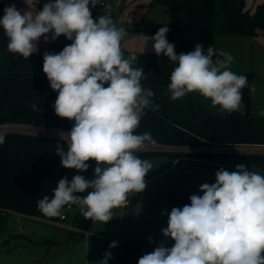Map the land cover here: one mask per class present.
I'll use <instances>...</instances> for the list:
<instances>
[{"label":"clouds","instance_id":"clouds-1","mask_svg":"<svg viewBox=\"0 0 264 264\" xmlns=\"http://www.w3.org/2000/svg\"><path fill=\"white\" fill-rule=\"evenodd\" d=\"M99 0H48L37 10L39 0H23L4 8L0 28L7 37V49L27 59L38 52L37 44L55 41L61 35L72 41L59 53L43 54V72L52 90L58 93L53 104L55 114L73 121L65 134V145L56 144L61 166L86 172L90 160L96 162L94 178L83 175L61 178L52 190L37 202L46 217L63 215L65 206L75 205L85 219L109 222L113 209L128 201L130 193L146 188L145 176L153 169L137 152L146 142L155 144L150 132L136 134L145 109L158 111L154 92L144 88L143 68L133 67L124 57L121 42L127 36L108 15L92 17L90 5ZM167 24L148 37L157 56L168 57L175 67L167 91L172 101L188 94L210 99L218 111L245 114L242 89L256 91L245 75L231 70L234 57L223 50L196 44L193 51L177 54L175 44L167 40ZM216 57V59H213ZM105 84L108 86L105 87ZM264 116V109L259 111ZM0 132V145L5 143ZM87 190V195H79ZM190 203L173 207L168 226L161 229L163 243L142 255L137 264H264V175L236 165L235 171L220 168L215 183H203ZM152 240L149 238V243ZM117 242L109 244V249ZM111 252H105L99 264H108Z\"/></svg>","mask_w":264,"mask_h":264},{"label":"trees","instance_id":"trees-1","mask_svg":"<svg viewBox=\"0 0 264 264\" xmlns=\"http://www.w3.org/2000/svg\"><path fill=\"white\" fill-rule=\"evenodd\" d=\"M11 4H15L18 10L25 7L23 0H0V18L4 15V8ZM150 5L164 8L170 29L167 40L175 44L177 54L193 51L196 44L203 45L206 52L209 46L214 47L216 35H264V2L256 5L251 13L243 9V0H151ZM36 7L37 10L43 8L40 3ZM50 37L51 35L45 45L40 39L37 44L38 52L25 59L8 51L7 37L0 28V125L71 130L74 122L55 114L53 104L58 93L51 89L43 72V54L59 53L72 41L63 35L55 41ZM134 67L143 68L146 79L141 83L144 88L153 90V103L159 105L158 111L145 109L136 134L150 132L156 141L155 145L170 147L264 146V116L251 111V93L248 87L242 89L245 114H228L213 108L210 99L195 93L172 101L167 85L175 65L163 54H142L136 59ZM234 73L245 75L248 84L252 85V72ZM4 132L5 143L0 145V228L5 227L7 211L59 222V217L44 216L38 210L37 202L45 195L51 198L58 181L65 176L68 179L70 177L72 169L61 166V158L55 151L57 143L65 145L66 141L16 131ZM156 154L170 158H209L218 155L149 151L137 153V156L142 159ZM240 156L264 170V153ZM193 194L203 195L202 192L169 193L165 228L168 226V213L171 209L189 204V197ZM79 195H87V190ZM91 223L92 220L85 219L77 206L73 208L71 225L74 229L89 231ZM16 237L33 242L27 236ZM112 242L114 241L109 240L106 245V252H111L108 264H137L142 255L155 249L153 246L129 245L121 241H115L117 247L109 249ZM173 244L174 241L166 237V247H172Z\"/></svg>","mask_w":264,"mask_h":264},{"label":"rangeland","instance_id":"rangeland-1","mask_svg":"<svg viewBox=\"0 0 264 264\" xmlns=\"http://www.w3.org/2000/svg\"><path fill=\"white\" fill-rule=\"evenodd\" d=\"M111 7V12L114 13L113 21L117 27H123L127 36L121 42V48L126 59L132 62L134 67L136 59L142 54H155L152 45L153 41L148 40V37L154 36L155 32H148V29H159L166 24V18L163 16L161 6L152 7L151 0H104ZM48 0H40L39 3L43 6ZM264 0H243V9L251 13L255 6L263 3ZM90 11L92 17L95 19L102 16L104 10H101L91 5ZM3 7L1 6V10ZM51 35V34H49ZM264 41V35H258ZM223 39L216 36L215 46L217 50L227 51ZM41 41H44L43 37ZM46 48V46H45ZM230 46V54H234L237 65H231L233 72L249 71L253 68L254 78L253 84L256 91L252 94V112L259 113L264 109V47L261 46L257 52L250 55L243 51L242 47L237 49ZM134 56V58H131ZM249 59V64H243V59ZM216 59V57H215ZM247 62V61H246ZM237 69V70H236ZM247 69V70H246ZM261 93V94H258ZM258 102V105L256 104ZM16 131L45 137L55 136L54 138H66V131L56 127H36L28 125H0V132ZM63 132V134L58 132ZM147 149H154L155 152H160L161 149H166V152H185L192 153L184 147H158V146H144ZM219 151H204L208 154H218L215 157H209L207 163H190L183 159L170 160L167 155L156 154L148 155L145 158L153 164V169L145 176L146 188L140 193H130L128 201L114 208L113 218L103 224V222L93 221L90 229L95 230L99 228L101 233L109 237H115L126 241L140 243L139 245L157 247L161 243L166 246V237L163 236L161 229L165 228V215L167 197L171 192H200V185L203 183H215V173L220 168L228 171H235L236 165L243 164L248 170L258 171L264 175V170L243 159L240 155L247 153H264V146H231V147H217ZM137 154V153H136ZM177 157V156H175ZM195 157V156H194ZM193 158V157H192ZM204 160L201 157H195ZM174 161V162H173ZM199 162V161H197ZM171 166L169 169L168 167ZM96 162L89 161V169L86 172L80 173L72 169L69 181L74 175H83L85 179L94 178V169ZM164 169H167L165 172ZM139 196V200L130 207V201L133 197ZM67 217L65 220L58 223L66 227H71V218L73 215V208L66 211ZM11 225L25 228L24 219H20L16 224L13 218L8 221ZM31 222V221H29ZM33 225L45 226L43 223L33 222ZM51 223H47V228L50 229ZM25 225V226H24ZM26 229V228H25ZM149 238L152 242L149 243Z\"/></svg>","mask_w":264,"mask_h":264},{"label":"crops","instance_id":"crops-1","mask_svg":"<svg viewBox=\"0 0 264 264\" xmlns=\"http://www.w3.org/2000/svg\"><path fill=\"white\" fill-rule=\"evenodd\" d=\"M118 0H115L117 3ZM163 16L166 18V24L168 27V19L164 14V8L162 7ZM165 26V25H164ZM159 30L157 29H148V32H154ZM156 33V32H155ZM221 37L226 46L228 53L230 52V46L234 49L237 46L243 48V51L246 50V54L250 52V55L253 56L254 52H257L261 46L264 47V41L259 38L258 35L253 37H234L228 35H216ZM216 36L214 37V48ZM234 57V54L232 55ZM249 59L244 58L243 64L248 62ZM247 61V62H246ZM232 65H237L236 58ZM237 70V69H236ZM247 70V69H246ZM243 72H249L243 71ZM250 72H253V68H251ZM253 84V82H252ZM264 91V90H261ZM261 94V93H258ZM262 95V94H261ZM259 101H256L258 105ZM252 93H251V110H252ZM264 103V98L263 102ZM12 125V124H6ZM15 125V124H13ZM61 129V128H60ZM64 130V129H63ZM66 131L68 133L69 131ZM63 132H58L63 134ZM55 137V136H51ZM57 138V137H56ZM60 139V138H59ZM145 146H158L163 147L161 145H155L146 143ZM168 147V146H165ZM171 148V147H170ZM188 151L192 153H205L204 151H219L217 147H184ZM155 151L154 149L143 148L141 152H149ZM160 152H166V149H161ZM193 157V158H192ZM196 157V156H195ZM194 156H177L172 157L170 160L175 159H183L190 163H201L205 164L208 161V158H195ZM202 158V157H201ZM173 161V162H174ZM199 161V162H197ZM169 169L171 166L168 167ZM167 169H164L165 172ZM7 214L5 227L3 229L0 228V264H99V261L104 259V254L106 252L107 241H121L129 245H139L140 243L126 241L123 239H118L115 237H109L101 233L99 228L96 227L95 230L90 229L89 231H82L74 229L71 227L63 226L58 222H49L41 219H37L34 217H28L20 214H16L13 212H5ZM13 218L14 223L16 224L20 219H24L26 229L23 227H16L15 225L8 222L9 218ZM31 221V222H29ZM33 222L43 223L45 226L41 225H33ZM47 223H51V228H47ZM24 225V226H25ZM1 227V226H0ZM71 232V234L69 233ZM23 235L27 236L33 240L32 243H29L21 238L16 236ZM154 247V246H153Z\"/></svg>","mask_w":264,"mask_h":264},{"label":"built area","instance_id":"built-area-1","mask_svg":"<svg viewBox=\"0 0 264 264\" xmlns=\"http://www.w3.org/2000/svg\"><path fill=\"white\" fill-rule=\"evenodd\" d=\"M96 8H99L104 11H111L110 5H108L104 0H99L98 4L95 6ZM131 58H134V56H131ZM72 209V206H65L63 209V215L59 217V222L66 219L67 214L66 211Z\"/></svg>","mask_w":264,"mask_h":264},{"label":"water","instance_id":"water-1","mask_svg":"<svg viewBox=\"0 0 264 264\" xmlns=\"http://www.w3.org/2000/svg\"><path fill=\"white\" fill-rule=\"evenodd\" d=\"M102 15H108L110 19H113L114 13L111 11H104ZM139 200V196H135L131 199L129 206L133 207L134 204ZM75 205H72V208H74Z\"/></svg>","mask_w":264,"mask_h":264}]
</instances>
